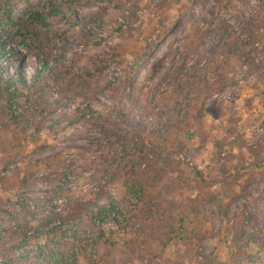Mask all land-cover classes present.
Wrapping results in <instances>:
<instances>
[{
    "label": "rangeland",
    "instance_id": "obj_1",
    "mask_svg": "<svg viewBox=\"0 0 264 264\" xmlns=\"http://www.w3.org/2000/svg\"><path fill=\"white\" fill-rule=\"evenodd\" d=\"M37 1L12 0L15 15ZM170 1L81 0L51 19L40 44L0 25L1 80L19 75L27 86H45L33 118L25 112L19 120L24 149L0 152V229L22 215V197L51 201L63 212L99 195L100 203L121 200L134 160L146 155L141 169L161 168L149 207L168 223L183 214V238L153 242L134 223L113 235L116 245L99 243L103 264H264V157L256 161L234 147L241 163H223L216 147L240 136L264 155V26L253 25L264 20V0H179L168 7ZM89 20L100 23L93 34ZM88 80L108 85L98 99H89L93 89L82 95ZM41 120L39 142L49 146L33 150ZM29 166L34 175L22 185ZM196 170L210 182L213 202L190 211ZM176 177L187 184L176 187Z\"/></svg>",
    "mask_w": 264,
    "mask_h": 264
},
{
    "label": "trees",
    "instance_id": "obj_2",
    "mask_svg": "<svg viewBox=\"0 0 264 264\" xmlns=\"http://www.w3.org/2000/svg\"><path fill=\"white\" fill-rule=\"evenodd\" d=\"M79 1L81 0H38L34 4L28 3L18 15H15L12 0H0V25L17 27V35L20 36L22 42L32 41L40 44L44 39H47L43 31L50 27L51 19L65 16V11L73 12ZM178 1L171 0L168 7ZM256 22L253 24L255 27L264 26V20ZM84 24L91 34L95 32L94 24L100 26L99 22L92 20L85 21ZM254 26L250 28V31L251 37L256 40L258 34L255 32ZM2 35L0 30V53L6 51ZM151 45L153 44L147 45V49ZM138 65L139 60H136L134 67ZM3 73V68L0 65V130L11 132L12 138L0 136V152H3L7 147H12L13 152L18 154L24 149L23 142L26 140V136L19 129V120L25 112H27V119L33 118L32 105L36 103V93L43 96L45 86H27L19 75L9 77L7 81L3 82L1 80ZM259 77L264 83V72ZM80 87L84 97L88 98L85 93L89 89H93V94L89 99H98L108 85H100L99 81L88 80L84 81ZM43 125H45L44 120H41L31 135L33 150L45 149L49 146L46 142H39L40 129ZM11 141L14 143L11 144ZM216 147L218 148V157H224L223 163L226 160L232 161L235 157L241 163L243 158L240 155L243 147L248 155L255 157L256 161L259 159V155L264 157L259 146H246L240 136L229 141L225 139L216 142ZM234 147H238L240 155L232 154ZM224 148L228 150H223ZM146 157L144 155L141 159L134 160L133 170L130 174L131 184L128 185L125 196L121 200L112 199L100 203L104 197L99 195L92 201H76L65 212L57 208L50 200L48 204L28 197L17 200L22 215L16 216L13 225L0 229V264H20V262L81 264V261L85 264H103L104 259L97 254L99 243H102L105 248L116 245L117 241L113 235L126 233L129 226L134 223L139 224L140 230L153 242L167 245L171 241L183 238V222L185 220L183 214H178V220L174 223L177 226L174 227L172 222L166 221L164 213L149 207L152 185L158 181L161 168L150 164L141 169V161ZM235 167L237 168V166ZM33 175L34 169L29 166L21 174V184L26 185ZM195 175L196 183L191 185V188L196 193L194 197L187 199L185 207L190 211L198 210L213 202L212 192L209 191L210 182L200 171L196 170ZM8 182L13 184L14 180L8 177ZM171 182L175 183L178 188L187 184L182 177H176ZM109 222L116 226V229L110 230V233L104 227V224ZM30 250L32 252L30 254H33L34 258L33 262L30 261L28 254Z\"/></svg>",
    "mask_w": 264,
    "mask_h": 264
},
{
    "label": "built area",
    "instance_id": "obj_3",
    "mask_svg": "<svg viewBox=\"0 0 264 264\" xmlns=\"http://www.w3.org/2000/svg\"><path fill=\"white\" fill-rule=\"evenodd\" d=\"M0 262H1V259H0ZM34 264H37V263H34Z\"/></svg>",
    "mask_w": 264,
    "mask_h": 264
}]
</instances>
